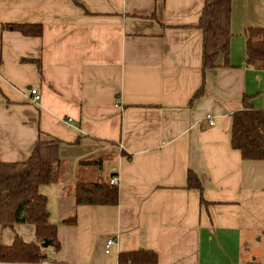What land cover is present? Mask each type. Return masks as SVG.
<instances>
[{"label": "crops", "instance_id": "obj_1", "mask_svg": "<svg viewBox=\"0 0 264 264\" xmlns=\"http://www.w3.org/2000/svg\"><path fill=\"white\" fill-rule=\"evenodd\" d=\"M204 4L0 0V161L27 160L41 131L62 141L59 179L40 189L61 249L16 264H114L140 249L155 251L156 264H264V160L231 144L244 98L264 110V68L247 53L264 0H232L229 63L205 72ZM7 23H40L43 33ZM96 160L100 170L81 164ZM189 170L202 190L188 187ZM114 173L118 204H76L79 180ZM72 216L78 223L66 225ZM14 229L2 244L37 241L33 224ZM111 237L119 247L106 253Z\"/></svg>", "mask_w": 264, "mask_h": 264}, {"label": "trees", "instance_id": "obj_2", "mask_svg": "<svg viewBox=\"0 0 264 264\" xmlns=\"http://www.w3.org/2000/svg\"><path fill=\"white\" fill-rule=\"evenodd\" d=\"M232 0H205L199 28L203 31V71L229 63L231 37ZM5 29L25 35L41 36L40 23H7ZM248 56L264 68V25L251 28L247 40ZM1 63V55H0ZM42 72V65L39 64ZM205 86L195 93L192 102L204 94ZM62 141L43 131L25 161H0V262L40 263L47 259L42 243L50 241L54 250L61 249L58 226L49 219L48 197L41 187L56 183L61 167L60 146ZM232 147L241 151L244 159L264 160V110L253 107L249 98H244V108L233 114ZM100 170L102 160L82 162ZM118 176L114 173L112 177ZM111 180V179H110ZM110 180L90 178L79 180L75 188L77 205H116L119 202L118 184ZM188 187L203 189L198 175L189 170ZM30 223L36 228L37 241L28 242L17 235L11 245L1 243L2 231L18 223ZM66 225H76L77 216L64 220ZM122 262L156 264L158 254L153 250H132L120 253Z\"/></svg>", "mask_w": 264, "mask_h": 264}, {"label": "built area", "instance_id": "obj_3", "mask_svg": "<svg viewBox=\"0 0 264 264\" xmlns=\"http://www.w3.org/2000/svg\"><path fill=\"white\" fill-rule=\"evenodd\" d=\"M30 93V100L35 103L38 104L40 102L41 99V94L39 92V90L37 88H31L29 90ZM70 119H64V122L67 124H70ZM211 123L214 124V120H211ZM111 184H118L119 183V177L118 176H114L111 178L110 180ZM114 247H119V240L118 237H111L109 239H107L106 243H105V252L109 253L111 252L112 248ZM114 264H134L131 261H127V262H121V261H117Z\"/></svg>", "mask_w": 264, "mask_h": 264}, {"label": "water", "instance_id": "obj_4", "mask_svg": "<svg viewBox=\"0 0 264 264\" xmlns=\"http://www.w3.org/2000/svg\"><path fill=\"white\" fill-rule=\"evenodd\" d=\"M51 245L50 241H45L44 243H42V246L45 248H48Z\"/></svg>", "mask_w": 264, "mask_h": 264}, {"label": "rangeland", "instance_id": "obj_5", "mask_svg": "<svg viewBox=\"0 0 264 264\" xmlns=\"http://www.w3.org/2000/svg\"><path fill=\"white\" fill-rule=\"evenodd\" d=\"M107 163H108V161H107ZM95 169L97 170V168L95 167ZM5 229V228H4ZM4 229H3V231H4ZM48 248H50V246L48 247Z\"/></svg>", "mask_w": 264, "mask_h": 264}]
</instances>
